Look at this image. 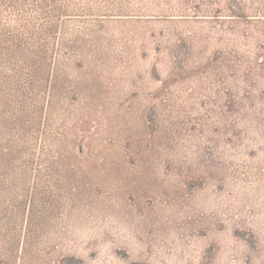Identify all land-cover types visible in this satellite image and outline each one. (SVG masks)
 Instances as JSON below:
<instances>
[{
    "label": "rangeland",
    "instance_id": "rangeland-1",
    "mask_svg": "<svg viewBox=\"0 0 264 264\" xmlns=\"http://www.w3.org/2000/svg\"><path fill=\"white\" fill-rule=\"evenodd\" d=\"M0 264H264V0H0Z\"/></svg>",
    "mask_w": 264,
    "mask_h": 264
}]
</instances>
